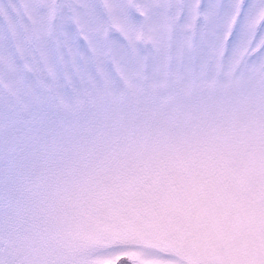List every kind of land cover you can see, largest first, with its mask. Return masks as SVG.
I'll return each mask as SVG.
<instances>
[{"label": "snow or ice", "instance_id": "6c2138e0", "mask_svg": "<svg viewBox=\"0 0 264 264\" xmlns=\"http://www.w3.org/2000/svg\"><path fill=\"white\" fill-rule=\"evenodd\" d=\"M0 264H264V0H0Z\"/></svg>", "mask_w": 264, "mask_h": 264}]
</instances>
